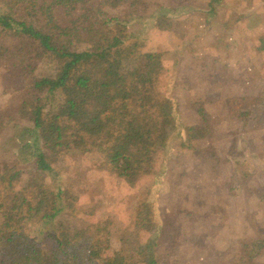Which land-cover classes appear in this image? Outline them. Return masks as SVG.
<instances>
[{
	"label": "rangeland",
	"instance_id": "374dc122",
	"mask_svg": "<svg viewBox=\"0 0 264 264\" xmlns=\"http://www.w3.org/2000/svg\"><path fill=\"white\" fill-rule=\"evenodd\" d=\"M112 12L129 19L130 40L163 56L161 90L174 102L175 124L153 169L131 184L109 169L103 154L73 152L52 173L22 165V177L7 194L26 188L32 195L39 176L75 195V207L65 208L55 224L26 225L46 253L56 246L58 222L72 228L103 223L111 230L107 254L152 237L160 264H233L244 255V243L264 233V0H139ZM164 14L172 19L169 30L155 25ZM20 43L0 37V46ZM35 61L36 75L56 74L52 55ZM15 64L0 56V111L12 115L25 95ZM243 94L260 98L246 118L230 112L232 98ZM14 123L7 120L0 134V171L18 160L24 143ZM193 125L205 126L208 135L190 141L185 129ZM144 202L153 206L151 232L135 225ZM256 260L264 263V254Z\"/></svg>",
	"mask_w": 264,
	"mask_h": 264
},
{
	"label": "trees",
	"instance_id": "16d2710c",
	"mask_svg": "<svg viewBox=\"0 0 264 264\" xmlns=\"http://www.w3.org/2000/svg\"><path fill=\"white\" fill-rule=\"evenodd\" d=\"M137 4L139 0H0V37L21 41L11 48L1 45L0 56L15 58L25 90L14 115L0 111V134L7 120H15L18 130L19 120L33 124L20 130L24 143L18 160L0 171V264H160L152 237L107 254L111 230L103 223L72 228L58 222L56 246L46 253L26 225L55 224L65 208L75 207V195L41 183L39 176L32 195L26 188L7 194L22 177V165L33 163L36 170L52 173L61 157L73 152L103 154L109 169L131 184L153 169L175 124L174 102L161 90L162 53L143 51V42L129 39L126 15L112 12ZM155 25L169 30L172 19L164 14ZM81 44L87 47L78 49ZM46 54L58 62L54 76L36 75L35 59ZM259 101L239 95L232 98L230 112L246 118ZM185 132L194 141L209 129L193 125ZM28 135L32 138L25 139ZM135 225L150 232L156 226L150 202L141 204ZM243 249L233 264H264L256 260L264 254V233Z\"/></svg>",
	"mask_w": 264,
	"mask_h": 264
},
{
	"label": "crops",
	"instance_id": "0c3cea01",
	"mask_svg": "<svg viewBox=\"0 0 264 264\" xmlns=\"http://www.w3.org/2000/svg\"><path fill=\"white\" fill-rule=\"evenodd\" d=\"M263 48H264V46H263ZM246 49L249 50V51L255 52V51L260 50L261 48H258L256 50V48L254 49L253 47H250V49H249V47H246ZM255 133L260 134L261 133V130L255 131Z\"/></svg>",
	"mask_w": 264,
	"mask_h": 264
}]
</instances>
